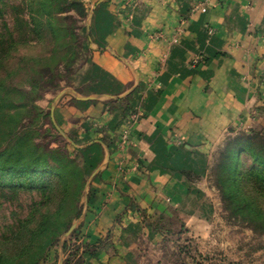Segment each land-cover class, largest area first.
<instances>
[{"label": "crops", "instance_id": "0c3cea01", "mask_svg": "<svg viewBox=\"0 0 264 264\" xmlns=\"http://www.w3.org/2000/svg\"><path fill=\"white\" fill-rule=\"evenodd\" d=\"M80 1L87 56L52 106L87 176L84 264H148L156 223L200 217L214 150L264 130V0Z\"/></svg>", "mask_w": 264, "mask_h": 264}, {"label": "rangeland", "instance_id": "374dc122", "mask_svg": "<svg viewBox=\"0 0 264 264\" xmlns=\"http://www.w3.org/2000/svg\"><path fill=\"white\" fill-rule=\"evenodd\" d=\"M37 5V0H0V57H4L0 79L6 78L9 98L0 105V148L24 136L37 153L51 161L69 159L83 171L86 181L77 201L78 215L72 216L73 210L67 207L61 210L60 221H71L70 225L38 264H84V244L76 224L84 208L87 176L80 154L54 126L48 112L58 95L72 86L71 76L87 56L89 12L85 9L80 14L66 4L58 12V1L48 0L49 22L41 19L34 25L33 17L45 15L36 14ZM246 137L254 146H264L263 130L253 129L240 139ZM221 148L212 155L208 180L214 191L200 202V217L186 225L176 218L163 219L160 225L165 236L147 258L148 264H264V229L256 220L232 213L216 187L215 158ZM242 158L243 169L249 170L253 164L248 157ZM44 190L0 182V236L10 235L18 221H37L56 210L57 191Z\"/></svg>", "mask_w": 264, "mask_h": 264}, {"label": "trees", "instance_id": "16d2710c", "mask_svg": "<svg viewBox=\"0 0 264 264\" xmlns=\"http://www.w3.org/2000/svg\"><path fill=\"white\" fill-rule=\"evenodd\" d=\"M57 1L58 12H62L66 4L76 8L80 14L85 13L80 0ZM47 3L48 0H37L36 14L41 17L45 15L40 19L33 17L34 25L41 19L49 22ZM2 59L4 57H0V66L3 64ZM7 87L6 78H1L0 105L9 99L5 96ZM252 131H239L224 140L218 152L219 157L215 158V180L219 194L230 204L231 212L256 220L254 222L264 229V146H254L250 137L240 139L241 135ZM242 156L248 157L253 164L249 170L243 169ZM85 181L83 171L78 166H72L69 159L51 161L43 153L33 150L24 136H17L12 143L0 148L2 184L39 187L43 192L44 189H51L48 193L52 194L51 191L55 190L58 194L55 211L45 213L37 221H18L10 235L0 236V264H38L45 250L70 225L71 221H60L61 210L67 207L73 210L72 216L78 215L77 201ZM155 226L162 229L160 223Z\"/></svg>", "mask_w": 264, "mask_h": 264}, {"label": "built area", "instance_id": "2783aa9c", "mask_svg": "<svg viewBox=\"0 0 264 264\" xmlns=\"http://www.w3.org/2000/svg\"><path fill=\"white\" fill-rule=\"evenodd\" d=\"M191 11H197V10H205V7L202 5V4H198V3H194L192 6H191ZM154 37H160L162 36V33L160 31L156 32L154 35ZM175 40V38H174ZM202 58L201 56L197 55V56H194L192 58V63H197L199 61H201ZM126 118H128L130 121H133V122H136V121H139L140 117L142 116V114L138 111H134V110H129L127 111L126 113ZM119 139H120V142L122 145L124 144H128L129 143V136H128V131L125 129L123 130L120 135H119Z\"/></svg>", "mask_w": 264, "mask_h": 264}, {"label": "water", "instance_id": "95a60500", "mask_svg": "<svg viewBox=\"0 0 264 264\" xmlns=\"http://www.w3.org/2000/svg\"><path fill=\"white\" fill-rule=\"evenodd\" d=\"M50 118H51L54 126L61 132V130L58 128V126L54 122V118H53V106H51V108H50ZM72 228H73V225L70 226V228L67 230V233H69L72 230Z\"/></svg>", "mask_w": 264, "mask_h": 264}]
</instances>
